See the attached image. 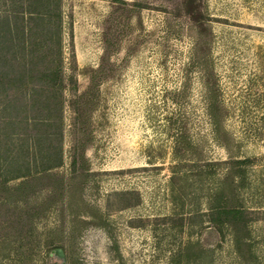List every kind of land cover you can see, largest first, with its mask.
Listing matches in <instances>:
<instances>
[{
	"label": "rangeland",
	"instance_id": "rangeland-1",
	"mask_svg": "<svg viewBox=\"0 0 264 264\" xmlns=\"http://www.w3.org/2000/svg\"><path fill=\"white\" fill-rule=\"evenodd\" d=\"M38 4L0 40V264H264V0Z\"/></svg>",
	"mask_w": 264,
	"mask_h": 264
},
{
	"label": "trees",
	"instance_id": "trees-1",
	"mask_svg": "<svg viewBox=\"0 0 264 264\" xmlns=\"http://www.w3.org/2000/svg\"><path fill=\"white\" fill-rule=\"evenodd\" d=\"M10 0V2L12 3L13 7L15 9H13V14H6L3 17L2 20V29L0 28V40L4 39V40H14L15 35L13 34V28L11 27V19L12 17H16V10L18 9L19 5H22V7L25 6V8L27 9V12L29 13V17H34V16H38L39 14H42V11L40 9V5L39 0H28V2L24 3L23 0ZM22 1V2H20ZM19 4V5H18ZM19 11V9H18ZM12 16V17H11ZM4 28V29H3ZM14 35V36H13ZM108 57V50L104 49L103 50V57H102V62H100V64L103 67V60L106 59ZM100 67V68H99ZM98 67V71L102 69L101 66ZM42 77L47 81L48 83V87L51 88H63V86L65 85V80L63 79V75H62V68L60 67V64L56 63L54 65L50 64L46 67V69L41 73ZM95 77V75H94ZM99 77L98 75H96V78ZM5 82V80H4ZM6 83V82H5ZM48 168V167H46ZM26 173H18L17 176H24ZM235 212L238 213L240 212L239 210L235 209ZM235 224V223H234ZM240 223L239 221L236 222L235 224V230L238 231V227H239ZM235 239H236V243H238V245L240 244V239L238 236V233L236 232L235 235Z\"/></svg>",
	"mask_w": 264,
	"mask_h": 264
},
{
	"label": "water",
	"instance_id": "water-1",
	"mask_svg": "<svg viewBox=\"0 0 264 264\" xmlns=\"http://www.w3.org/2000/svg\"><path fill=\"white\" fill-rule=\"evenodd\" d=\"M50 254L54 255L55 257L61 259L62 264H66V253L63 249V247L58 246V247H54L50 250Z\"/></svg>",
	"mask_w": 264,
	"mask_h": 264
}]
</instances>
